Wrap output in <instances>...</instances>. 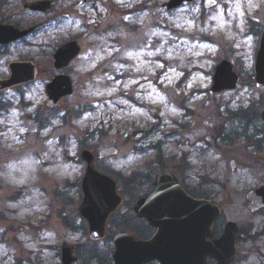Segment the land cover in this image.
<instances>
[{
    "label": "rangeland",
    "instance_id": "374dc122",
    "mask_svg": "<svg viewBox=\"0 0 264 264\" xmlns=\"http://www.w3.org/2000/svg\"><path fill=\"white\" fill-rule=\"evenodd\" d=\"M29 1L0 0V21L37 26L0 45V79L10 77L11 62H35L38 73L0 92V264H61L64 242L75 246L74 264H114L113 242H92L77 211L85 149L126 200L109 231L145 230L138 219L129 223L130 208L153 188L155 174L173 172L190 192L221 204L222 226L240 225L234 264H264V211L251 213L247 201L264 184V90L251 79L244 21L251 11L259 18L258 0H196L170 13L156 0L141 8L143 0H89L82 9L72 6L76 0H55L49 14L24 9ZM73 38L81 54L56 70L53 50ZM224 59L241 82L214 96L213 70ZM64 72L75 95L50 110L46 82ZM219 126L240 137L220 145ZM110 146L118 156L99 160Z\"/></svg>",
    "mask_w": 264,
    "mask_h": 264
},
{
    "label": "water",
    "instance_id": "95a60500",
    "mask_svg": "<svg viewBox=\"0 0 264 264\" xmlns=\"http://www.w3.org/2000/svg\"><path fill=\"white\" fill-rule=\"evenodd\" d=\"M191 0H170L167 6L177 8ZM50 3L39 1L27 5L33 10H43ZM30 31H20L11 25L0 23V43L9 44L26 36ZM54 55L55 67L62 69L80 53L76 41L64 44ZM264 47L261 58L257 61L259 83H264ZM11 79L0 81V89L14 84L27 82L35 78V66L31 63H12ZM239 75L228 61L218 64L214 73L212 93L236 89ZM49 95L48 105L55 107L66 95L74 94L72 79L64 74L53 79L46 88ZM264 119V112L262 113ZM31 131L37 130L32 124ZM118 152L117 148L104 149L100 156L110 157ZM86 162V172L81 184L84 196L79 207L80 214L89 222L90 238L103 239L106 235L107 218L122 204L123 199L117 192V184L94 167L95 157L90 151L82 153ZM157 188L151 195L138 200L134 206L137 215L147 218L151 225L158 227L157 233L146 241L135 238L128 233H118L114 237L116 264H145L150 260H160L162 264H207L208 257L216 258L218 264H229L236 252L235 242L238 237V227L228 223L220 239H212V223L219 216L216 205L204 199L195 200L187 195L178 184L175 175L171 173L158 174L155 184ZM248 198L253 201L252 209L264 206V186L252 190ZM207 238L209 240H207ZM73 245L65 243L62 246V263L72 264L77 257L72 254Z\"/></svg>",
    "mask_w": 264,
    "mask_h": 264
},
{
    "label": "flooded vegetation",
    "instance_id": "af4514ba",
    "mask_svg": "<svg viewBox=\"0 0 264 264\" xmlns=\"http://www.w3.org/2000/svg\"><path fill=\"white\" fill-rule=\"evenodd\" d=\"M51 1H52V4L50 6L51 9L46 14H49L51 11H54V8L53 7H54V1L55 0H51ZM88 1L89 0H86V3H85L86 5L85 6L88 5ZM245 1H247V0H245ZM249 1L251 2V1H254V0H249ZM258 5H259L260 12H261V13L259 12V18L257 20H254V18H252L251 14H249L252 11L247 14V18H246V21L248 22V24L251 21L254 22V24H249V28H248V31L249 32H248L247 35L249 37H251V39H254L253 43L255 45L257 44V46L259 45V43H260L259 42V39L262 36V32H260L259 29H263L264 30V0H258ZM56 13H57V11H56ZM37 14H42V13H37ZM36 29H37V26H35V30ZM255 55H256V52H255ZM252 57L254 58V55H252ZM52 61H53V59H52ZM253 72H254V70L252 71V73ZM258 89L264 90V87L263 88H258ZM192 195H194V194H192Z\"/></svg>",
    "mask_w": 264,
    "mask_h": 264
},
{
    "label": "trees",
    "instance_id": "16d2710c",
    "mask_svg": "<svg viewBox=\"0 0 264 264\" xmlns=\"http://www.w3.org/2000/svg\"><path fill=\"white\" fill-rule=\"evenodd\" d=\"M247 120V118L244 119V121ZM243 122V121H242Z\"/></svg>",
    "mask_w": 264,
    "mask_h": 264
}]
</instances>
